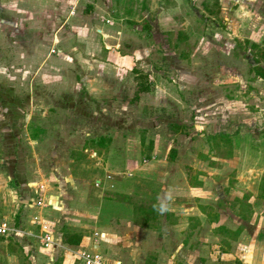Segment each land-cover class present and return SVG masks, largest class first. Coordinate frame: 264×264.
Wrapping results in <instances>:
<instances>
[{"label":"rangeland","instance_id":"1","mask_svg":"<svg viewBox=\"0 0 264 264\" xmlns=\"http://www.w3.org/2000/svg\"><path fill=\"white\" fill-rule=\"evenodd\" d=\"M144 2L0 0V97L7 102L4 104L20 106L26 112V91H56L61 103L78 109L76 116L83 112L86 122L96 115L106 117L111 129H115L114 121L133 126L138 146L136 142L129 146V159L133 166L137 163L141 170L152 172L150 185L139 184L133 177L130 186L127 179L120 180L125 186L118 182L122 188L117 192L108 185L105 198L116 205L127 203L131 215L140 219L146 218L147 208L155 207L158 239L150 247L143 244L146 241L129 246L139 253L132 257L134 263L264 264V80L253 69L258 66L254 65L256 59L264 58V37L262 43V34L257 41L250 38V34L264 31V0H221L219 4L215 0H180V12L172 23L178 30L175 35L151 34V15L144 13ZM161 3L156 2L155 11ZM162 21L163 28L170 27ZM244 29L250 34L234 36V30L243 34ZM109 39H120L118 51L125 54L139 46L140 52L144 50L139 58L144 61L134 71L129 62L116 63L118 54ZM35 54L54 61L42 66ZM193 61L201 70L185 83V64L181 63L194 68ZM130 70L132 77L127 80ZM140 72L137 83L135 74ZM121 73L124 79L119 82L116 76ZM106 84L114 88L107 97H100ZM179 122L184 129L171 128ZM22 141V152L31 150L24 138ZM20 151L16 148L17 156ZM25 153L35 159L30 151ZM87 155L89 158L82 159L88 164L93 160L88 168L96 171L97 151L90 148ZM120 156L112 154L110 161L121 167L119 173L130 170L127 155ZM163 185L171 188L164 192ZM91 186L99 188L94 180ZM179 186H185L187 193L176 192ZM92 191L85 201L93 209L99 191ZM171 207L188 218L185 230L163 229L160 221L171 213ZM115 208L117 213L128 212L121 206ZM52 209L46 211L50 220L58 211ZM196 213L203 218L201 225H195ZM85 215L84 221L94 222L95 214ZM94 227L90 224L84 231L95 238L92 243L99 240L96 233L100 230ZM10 250L16 257L4 260L0 252V264H33L32 252H24L16 243H11ZM181 252L193 256L186 260ZM64 254L62 250L61 257ZM40 259L37 262L34 257V263L51 262L45 255ZM114 259H110L112 263Z\"/></svg>","mask_w":264,"mask_h":264},{"label":"crops","instance_id":"2","mask_svg":"<svg viewBox=\"0 0 264 264\" xmlns=\"http://www.w3.org/2000/svg\"><path fill=\"white\" fill-rule=\"evenodd\" d=\"M145 1L147 2H144L145 7L143 11L151 15L148 19L149 29L152 28L151 34L155 35L157 32H163V34L170 33V35L177 34L178 30L175 29V24L172 23L176 21L175 16L180 12V0H167L166 3H164L165 0H162L163 4L161 3L159 5L160 8L156 11V2L159 3V0ZM154 20H156L155 26ZM161 20L170 27L167 29L163 28L160 25ZM17 23L14 21V26L17 27L16 31L18 32L19 26H17ZM249 25H251V22ZM234 31V36H238V38H241L244 33L250 34L245 29L243 34L236 30ZM121 33L122 30L118 31V34L121 35ZM259 34H262L260 37V42L262 43L264 31L263 33L255 32L253 35L250 34V38L255 37L254 41H257ZM107 41L112 42L111 39ZM112 43L116 48L115 53L118 54L115 56L116 63L125 65L129 62L131 70L134 71V67L137 68L136 64L142 60L139 57L143 55L144 50L140 52L139 46L133 47L131 53L125 54L124 51H118L121 46L120 39ZM254 44L252 41L251 45ZM105 47L107 48V46ZM145 55L147 54L145 53ZM34 58L35 60L38 58L37 62L42 66L45 64L50 65L54 61L53 58L46 59V61L41 58L39 59L38 54H35ZM57 58L59 57L57 56ZM256 61L254 65H258L264 69V58L262 61L259 58ZM193 62L194 68L187 65V63H181L185 64L183 67V82L185 83L190 82L191 78L197 76L201 70L197 68L198 63ZM114 68L118 67L114 66ZM131 70L127 71V80L132 77L130 76L133 73ZM120 75L116 76L120 80L119 82L124 79L122 73ZM135 75L137 76V83H139L141 72ZM105 76L108 77L107 75ZM259 78L262 79L261 77ZM114 79L113 76L110 78V81ZM103 87L104 90L101 89V93H99L100 97H107L111 91L110 89L114 88L112 84H106ZM26 92L25 96L27 99L25 102L26 107L24 108L26 112L22 111V107L15 106L14 104L10 105L9 102V105L4 104L7 102L2 101L3 97H0V101H2L0 104V219L9 220L11 225L18 229L17 233L9 237H0V252L3 253V259L6 260V257H16L10 250L11 243H16L24 252H32V254H27H30L29 256L30 259H33V264H36L34 263V257L39 262L41 255L47 256L49 261H51L46 264H84L80 258V253L84 250H99L101 253L103 252L102 254L107 264H139L137 261L134 263L132 259V257L136 258L139 254L133 251L137 250V248L129 246L136 244L138 241H146L147 243L143 244L150 247L157 241L155 227L159 225V221L157 222L156 219L155 207L147 208L146 218L140 219L132 216L133 214L131 215L130 210L132 207L127 203L116 205L113 200L105 198L108 185L112 188L115 187L117 192L122 188L117 186L118 182L120 186H125L126 182L121 183L120 180H128L126 185L129 184L128 186H130V178L133 177L139 184L144 185L147 182V185H150L149 174L151 171L141 170L137 163L133 166L129 159L131 154L129 146H133L134 142L138 146L133 126L122 125L121 121H114L113 125H115V129H111L109 127L110 124L106 122V117L101 116L98 119L96 115H90L89 117L93 116L94 120L92 121L91 118L86 122L83 112L79 116H76L78 109L75 106L65 105L59 101L58 92L42 88L31 90V94L28 91ZM183 94L186 95L188 93ZM7 98L16 97L7 95ZM121 98H124V92L121 94ZM99 111L103 112L101 109ZM120 118L121 120L124 119L122 115ZM178 124L184 126L182 122ZM90 128H93V133L89 131ZM109 130H113L112 132L114 133L109 134ZM123 130H126V132H123ZM118 131L121 133L119 134ZM22 138L26 140L25 145L28 144L31 150L24 149L25 151L22 152ZM108 145H110L109 148L107 147ZM16 148L21 150V154L18 156L15 153ZM90 148L97 151L98 157L95 164L98 169L96 171L95 169L91 170L88 168L89 164L93 165V160L89 159L88 164L82 159L85 156H89L87 154ZM26 151H30L31 155H35V159L33 160V156L26 154ZM79 152H82V154ZM112 154L115 157L122 156L123 154L127 155L125 162H128L129 167L132 168L119 173L121 167L110 161L109 156ZM31 163L35 164L31 167ZM128 171L131 175H127ZM114 179H117V181H114ZM16 180L19 181L16 182L17 184L14 183ZM92 180L97 182L98 189L91 186ZM179 187L180 190L176 192L182 193L183 190V192L187 193L185 186ZM168 188L170 189L171 186L167 187L163 185L164 192L168 191ZM92 190L99 191V196L97 195L99 199L93 205V209L90 202L85 201ZM122 192L124 191L122 190ZM42 196L48 202L46 206L36 204L37 199ZM120 206L128 212L117 213L116 211L118 210L115 207L120 210ZM112 208L115 209L112 210ZM49 209H52L53 212L56 209L58 210L51 220L46 216V211ZM94 209H96L95 213L92 212L95 214L94 222L84 221L88 218V215H85L86 212L92 214L91 211ZM169 210L171 213L165 215L163 221H160L163 229L175 227L180 228V231L182 229L185 230L186 224L187 226L189 225L188 218L182 217V213H177L172 207ZM142 211L146 212V209H142ZM70 217L73 218L70 219ZM195 217V225H201L203 222L201 215L196 213ZM41 221L49 223L50 230L55 238L54 244L49 248L44 247L39 237L42 234ZM64 223L75 228L66 227ZM61 224H63V228L59 229ZM90 224L93 227L95 226V229L100 230L97 232L99 240L97 239L96 243H92V240H95L94 237L92 239V237L90 238L84 234L85 229ZM65 228L68 229L69 233H75L76 236L77 234L81 235L79 244L65 242ZM62 250L65 254L61 257L60 252ZM190 254L193 256L190 252L184 254L181 252L182 257L186 260H188ZM110 259L116 261L112 263L113 260ZM143 264L154 263L144 261Z\"/></svg>","mask_w":264,"mask_h":264},{"label":"built area","instance_id":"3","mask_svg":"<svg viewBox=\"0 0 264 264\" xmlns=\"http://www.w3.org/2000/svg\"><path fill=\"white\" fill-rule=\"evenodd\" d=\"M36 204L40 206H46L48 202L42 196L37 199ZM41 229L42 234L39 236L41 243L44 245V247L49 248L55 242V238L50 230L49 223L47 221H41ZM17 232L18 229H16L15 226L11 225L9 220L0 219V237H9ZM96 235L98 236L99 234L96 233ZM80 258L84 264H107L104 255L99 250L82 251L80 253Z\"/></svg>","mask_w":264,"mask_h":264},{"label":"trees","instance_id":"4","mask_svg":"<svg viewBox=\"0 0 264 264\" xmlns=\"http://www.w3.org/2000/svg\"><path fill=\"white\" fill-rule=\"evenodd\" d=\"M214 3L219 4V0H215ZM253 69L255 70L256 75L264 80V69L259 66H255L253 67ZM144 89H145L144 86L139 88L140 91H144ZM170 126L171 128L177 129L179 131L184 128V126H181L178 123H173ZM80 241H81V235L77 234L76 236L75 233H69L68 229L65 228V242L70 244H79Z\"/></svg>","mask_w":264,"mask_h":264}]
</instances>
